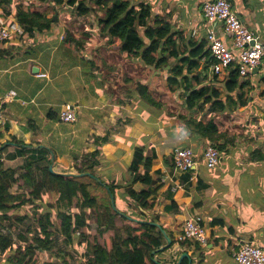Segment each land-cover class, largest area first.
Here are the masks:
<instances>
[{
  "label": "crops",
  "instance_id": "crops-1",
  "mask_svg": "<svg viewBox=\"0 0 264 264\" xmlns=\"http://www.w3.org/2000/svg\"><path fill=\"white\" fill-rule=\"evenodd\" d=\"M132 1L147 4L154 14L170 23V33L180 32L186 40L199 41L204 38L201 7L206 0ZM229 2L235 15L248 27L256 40L264 44V0ZM66 8L67 5H56L50 0H0V24L14 25L18 29L9 39L0 42V95L10 90L17 94L14 99L4 102L3 120L0 123V147L8 146L0 157L4 166L17 167L21 164L20 156L6 159L8 154L15 152L18 147L16 145L53 146L56 155L52 170L57 173H77L71 156L67 152H60V148L51 142L58 126L54 125L52 130L47 131L45 126L48 122L43 115L45 108L57 103V95H60L59 91L49 88L53 87V82L58 77L50 76L49 67H53L54 60L63 61L62 58H54L55 51L59 50L58 46L52 44L54 33L49 30L31 35L24 25L18 23L16 17L19 10H39L52 20L54 14H57L56 25H59L62 15L77 14L76 7L70 11ZM87 19L94 20V14L90 13ZM80 21L84 23L82 17ZM83 27L89 35L96 34L95 23ZM194 29H199V36L192 35ZM217 31L224 41L230 43V38L223 33L220 24L217 25ZM86 44L88 45L87 42ZM101 44L106 49L104 41ZM108 56H111L110 53ZM114 56H117V52ZM135 57L140 60L139 56H131L127 59L115 58V61L124 63L127 68L135 61ZM105 58L89 54L88 57L79 58L76 64L87 63L90 67L101 62L107 65L106 69L112 70L115 67L113 59L108 62ZM173 61V58L169 59V63ZM140 62L138 64L142 67ZM197 64L189 72L183 70L184 74L187 73L186 78L197 74L192 78L191 86L210 85L220 92L222 99L220 104H207V110L212 112L207 118L202 117L206 105L194 113V117L201 122L211 121L215 125L216 132L212 141H199L198 138L193 141L178 118L179 112L188 113L181 103L184 99V95L183 99L180 96V93L183 94L181 88L176 90L177 93H171L173 101L176 100L182 110L175 111L176 107L170 105L172 103L161 104L163 100L159 101L154 96V87L150 85L149 79L138 80L146 84L153 97L154 102L150 105L141 99L137 88L130 87V83L137 80L131 75V80H128V75L123 71L125 67L121 65L116 68L119 73L116 80L120 82L114 79L115 72L108 70L101 76L99 74L96 78H91L88 84L80 79L79 86L74 87V93H78L79 99L73 102L77 103L79 113L84 108L89 109L86 121L90 126V135H103L109 130L114 136L111 142L102 146L107 162L98 168L103 175L107 174V180H117L119 183L129 180L128 166L133 156V145L139 144L143 137H146L143 143L154 149L156 157L150 168L154 181L151 190L154 191L149 199L154 205V212L158 214V223L166 228L175 241L170 251L177 249L172 254L167 251V257L162 256L160 259L170 263L175 258L179 259L184 251L188 256L191 255V246L179 245V241L183 239L182 223L191 216L198 215L202 218L207 239L205 245H202L204 261L195 259L192 264H211L214 260H220V264H235L231 249L240 243L250 241L264 249V57L258 72L240 76L238 83H243L241 89L229 92V95L220 84L226 74L214 75L210 65L203 72L204 58H200ZM33 66L47 77L34 74ZM167 71V76L172 75V72ZM196 79L199 83L194 82ZM97 80L99 84H96ZM151 83L155 84L154 80ZM155 86L158 91V85ZM91 88L94 89L93 92ZM239 94L242 97L238 99ZM171 112L177 115L169 116ZM119 118L125 120L122 126L117 125L116 120ZM55 136L57 141L65 137L60 131ZM83 143L88 145V151L94 148L89 138ZM207 146L217 148L221 155L220 163L214 169L207 168L203 163L202 152ZM175 147H189L195 154L194 165L184 173L174 167L171 153ZM17 169L23 171L18 167ZM11 188L16 190L10 189L12 194L27 192L25 187L17 184ZM133 188L139 191L148 186L137 182ZM117 192L122 193L123 188H119ZM26 206L42 208L43 205L35 201ZM121 206L124 207L125 202L122 201ZM18 213L8 212L12 216ZM217 221H222L223 224L214 223Z\"/></svg>",
  "mask_w": 264,
  "mask_h": 264
},
{
  "label": "trees",
  "instance_id": "trees-1",
  "mask_svg": "<svg viewBox=\"0 0 264 264\" xmlns=\"http://www.w3.org/2000/svg\"><path fill=\"white\" fill-rule=\"evenodd\" d=\"M50 1L60 6L67 5V8L76 7L80 15L89 13L91 9H99L101 14L97 19L98 30L107 38L105 47L117 49L124 59L139 56L145 66L167 67L172 72V75L166 78L168 86L171 89L181 88L183 91V105L188 113L178 114V118L182 121L184 128L193 141L196 138L199 141L213 140V134L216 132L215 125L211 121L201 122L194 117V113L204 105L220 104L222 102L220 92L210 85L191 86L192 78L197 74L186 78L187 73H183L184 69L187 72L195 69L200 58H204L203 72H206L211 58L204 39L186 40L180 32L170 33V23L154 14L143 2L132 0ZM16 17L18 23L24 25L31 35L35 32L41 34L51 30L53 20L47 18L42 11L19 10ZM83 40L73 37V34L67 31L63 41H59L56 37L52 42L59 49V52H55L54 58L59 57L63 61L54 60L53 67H49L50 76L58 75L53 82V87L49 88L59 91L60 95H57V103L45 108L43 115L48 122L45 126L47 131L52 130L54 125L58 126L52 135L51 142L60 148V152H67L71 156L77 173L85 174L73 176L51 171L49 165L53 166L56 155L53 146L52 148L46 146L29 148L25 145H16L18 147L15 152L6 157H22V162L17 167L23 171H18L17 167L4 166L0 160V255L9 254L3 263L33 264L35 250H49L53 241L51 231V227H54L53 216L58 220L57 228L64 236L65 242L73 244L75 234L81 237L78 244L86 241L88 264H189V261L192 264L195 259L199 262L204 261L202 245L185 238L179 241V245L191 246L193 251L190 256L183 257L180 262L178 258L170 263L160 259L163 252L169 250L175 241L166 228L158 223V214L154 212V205L149 199L154 191L151 190L154 181L150 175V168L156 153L152 147L143 143L146 137H143L139 144L133 145V156L128 166L130 178L124 183H119L117 180H106L98 169L107 162L102 153V146L114 139L111 131L108 130L103 135H90V126L86 121L90 111L87 108H84L81 113L77 111L76 120L73 123H64L59 120L61 105L69 100L79 99L74 87L79 86L80 79L88 84L91 78L99 75L90 69L94 64L90 67L87 63L76 64L83 55L70 53L72 47H79ZM171 58L175 60L173 63H169ZM77 66L86 68L79 69ZM239 77L237 68L227 71L226 77L220 82L227 95L238 88L241 89L243 83H238ZM194 82L199 83L197 79ZM96 84H99L98 80ZM135 84L141 99L151 105L154 100L146 84L140 81ZM93 90L91 88L92 92ZM241 97V94L237 95L238 99ZM59 131L65 137L57 141L55 135ZM88 138L90 144L94 146L91 151H88V145L83 143ZM4 149L5 147H0V157ZM68 149L70 150L67 151ZM82 176L101 186L105 194L99 198L97 193L90 189V183L81 180ZM137 182L148 188L136 191L133 185ZM14 184L25 187L27 192L12 194L10 189ZM119 188H123L122 193L117 192ZM77 196L80 200L73 203ZM110 196L114 199V208L110 203ZM49 199H52L50 204L47 202ZM35 201L43 205L41 209L43 213L40 218H37L36 235L28 239L30 227L27 226L24 233L17 234L13 229L14 222L22 223L28 217V213L22 214L23 216H12L8 212H21L27 209L26 205ZM122 201L125 202L124 207L121 206ZM47 206L54 210V215ZM117 218L121 220V225L117 224ZM90 219L96 222V230L91 240L89 237L86 238L83 231L87 228ZM214 223L223 224L222 221ZM162 230H165L171 238V244L163 251L154 253L166 244ZM15 253H18L16 257L13 256Z\"/></svg>",
  "mask_w": 264,
  "mask_h": 264
},
{
  "label": "built area",
  "instance_id": "built-area-1",
  "mask_svg": "<svg viewBox=\"0 0 264 264\" xmlns=\"http://www.w3.org/2000/svg\"><path fill=\"white\" fill-rule=\"evenodd\" d=\"M201 8L204 39L211 57V72L218 76L226 74L231 68H237L239 75L245 77L256 67H260L264 57V44L257 41L248 27L235 15L229 0H206ZM218 24L223 33L230 38V43L218 35ZM16 31L18 29L14 25L0 24V42L9 39ZM192 35L199 36V29H194ZM253 39L255 42L251 45ZM37 75L47 77L45 73L38 72ZM16 95L13 90L0 95V123L3 120L4 102L14 99ZM77 111V103L67 101L61 105L59 120L73 123ZM171 154L175 169L181 173L188 171L195 163V154L189 147H175ZM202 157L204 165L210 169L216 168L221 159L219 150L212 146L204 148ZM182 236L205 245L207 232L202 224V218L193 215L186 219L182 223ZM231 257L235 264H264V249L250 241H245L231 249Z\"/></svg>",
  "mask_w": 264,
  "mask_h": 264
},
{
  "label": "rangeland",
  "instance_id": "rangeland-1",
  "mask_svg": "<svg viewBox=\"0 0 264 264\" xmlns=\"http://www.w3.org/2000/svg\"><path fill=\"white\" fill-rule=\"evenodd\" d=\"M67 10H71V8H66ZM92 13L94 14V20H88L87 17L88 15ZM101 14V12L99 11V9L96 8V10H90L89 13L85 14V15H80V14H74V13H67L65 15L61 16V21L59 22V25H56V22L58 21V17L57 14L54 16H56V20L52 21V26H51V31H53L54 33V38L56 37L58 38L59 41H63L66 38V33L67 31L71 32L73 34V37L75 38H82L84 39L81 43V45L79 47L75 46L72 47L70 53L71 55H83L88 57L89 54H92V56L98 55L100 57H102V59L105 58L106 61H111L113 59V66H115L112 70H108L107 65L101 64V62H98L97 65H93L91 66V68H95L96 72L98 74H100V76L105 73L106 70L108 71H112L115 72L114 73V79L116 80V77H119L118 74L116 72V68L121 65L125 67V64L120 62V61H115V58H120V54L118 53L117 49L112 48H106L103 49L102 48V44L101 42L104 41V43L106 42V36L104 34H102L100 32V30H98L99 28V24L97 22L98 16ZM53 16V17H54ZM82 17L84 23H82V21H80V18ZM93 19V18H92ZM81 22V23H80ZM97 25L96 28V34L95 35H89L86 32V29L83 27L84 25L90 24L91 26L93 24ZM62 37V38H61ZM101 39V40H100ZM86 42L88 43V45L86 44ZM57 52V51H55ZM59 52V50H58ZM115 52H117V56H114ZM110 53L111 56H108V54ZM131 57V56H130ZM137 57H135V61H133L132 64L128 65V67L124 68V74L131 75L132 78L134 80H141L143 78H147L149 79V83L152 87H154V91H152L154 93V96L159 100H163L161 101V104L165 103V104H170L171 106L176 107L174 110L175 111H182L180 106L178 105L177 101L172 99V92L178 90L179 88H174V89H170V87L167 84V74H168V69L167 67H163V68H154L151 66H145V64L143 63V61L140 60H136ZM139 59V58H137ZM105 60H103V62H105ZM141 61L140 63L143 64V66L141 67V65L138 64V62ZM155 69V70H153ZM140 71V72H138ZM138 72V73H137ZM128 80H131V78L129 77ZM127 80V81H128ZM154 80V83H151V81ZM137 81H133L130 83V87H135V83ZM116 82H120V80H116ZM155 85H158L159 89L157 91V88ZM182 92V91H181ZM177 93V91H176ZM181 97H182V93H180ZM180 97V98H181ZM183 99V97L181 98ZM163 102V103H162ZM183 103V101L181 102ZM178 105V106H177ZM169 107V106H168ZM207 105L205 108V111L203 112L204 115H202V117L207 118L209 112L207 110ZM169 109V108H168ZM181 113V112H179ZM178 113V114H179ZM118 116V114H116ZM177 115L174 112H171V114L169 116H174ZM118 123L117 125L122 126V124L125 122V120H122V118H119L116 120ZM206 121V120H205ZM113 128L111 127V130ZM2 147V146H1ZM8 146L5 147V149H7ZM4 149V150H5ZM6 159H8L6 157ZM105 179L107 180L108 176L107 174H104ZM82 181H85L87 183H90V189L92 191H95V193H97V195L100 197H102V194H105L104 189L97 185L96 183H94L91 179L82 176L81 177ZM15 189V188H14ZM11 188V190L16 191ZM26 189V188H25ZM101 192H99V191ZM79 197H75L73 200V203H75L76 201H79ZM52 201V199H49V201H47L49 204ZM47 203V204H48ZM39 206V205H38ZM38 206H35L34 208H30L29 206H27V209L22 210L21 214H16L19 216H23L22 214H26L28 213V217L22 222H14L13 224V229H14V233L17 234L18 232L20 233H24L26 227H30V233L27 235L28 239H31V237L33 235H36V228H37V218H40L42 215V211H41V207L37 208ZM33 207V206H32ZM47 208L49 210H51V212L54 215V210L47 206ZM34 209V210H33ZM11 211H9L10 213ZM53 219V223H54V227H51V231H52V243L50 244V248L47 251H43V250H35L34 252V262L33 264H88V246L86 244V241H83L82 243L78 244L79 239L81 238L78 234H75L74 238H75V242L72 243H67L64 241V236L59 232L58 230V224H57V219L55 216L52 217ZM117 224L121 225V220L119 218H117L116 220ZM96 230V222L94 220H89L88 221V226L86 229H83L84 233L86 234V238L89 237V239L91 240L93 233ZM2 233H5L4 230H1ZM171 249V248H170ZM167 250L170 254L177 252V249L172 252ZM165 251L163 252L162 256L167 257L168 252ZM8 253H3L0 255V264H4L3 262L6 261V258L8 257ZM18 253H15L13 256H17ZM158 259V257H157ZM207 261V260H206ZM220 260H214L211 262V264H220L219 263Z\"/></svg>",
  "mask_w": 264,
  "mask_h": 264
},
{
  "label": "water",
  "instance_id": "water-1",
  "mask_svg": "<svg viewBox=\"0 0 264 264\" xmlns=\"http://www.w3.org/2000/svg\"><path fill=\"white\" fill-rule=\"evenodd\" d=\"M53 20L54 21L56 20V16L53 17ZM254 42H255V39H253L250 44L252 45V44H254ZM32 72L34 74H37L38 73V68L36 66H33L32 67ZM252 72H258V67H256ZM26 146L29 147V148H35V147L30 146V145H26ZM49 169L51 171H53L51 165H49ZM61 174H63V175L80 176V175H84L85 173H61ZM110 203H111L112 207L114 208V199H113L112 196H110ZM162 233L165 236L166 244L161 246V247H159L157 250L154 251V253H156L158 251H163L167 246H169L171 244V238L166 234V231L162 230ZM183 257H188V254L186 252L182 253L180 255L179 259H178V262H180ZM189 264H190V261H189Z\"/></svg>",
  "mask_w": 264,
  "mask_h": 264
},
{
  "label": "clouds",
  "instance_id": "clouds-1",
  "mask_svg": "<svg viewBox=\"0 0 264 264\" xmlns=\"http://www.w3.org/2000/svg\"><path fill=\"white\" fill-rule=\"evenodd\" d=\"M204 39V38H203ZM205 40V39H204ZM206 41V40H205ZM207 44V43H206ZM206 47H207V45H206ZM211 58V57H210ZM211 64V63H210ZM259 68V67H258ZM53 167V166H52Z\"/></svg>",
  "mask_w": 264,
  "mask_h": 264
}]
</instances>
